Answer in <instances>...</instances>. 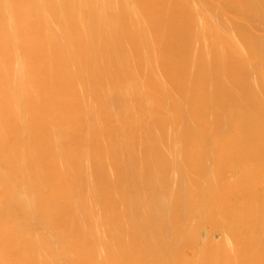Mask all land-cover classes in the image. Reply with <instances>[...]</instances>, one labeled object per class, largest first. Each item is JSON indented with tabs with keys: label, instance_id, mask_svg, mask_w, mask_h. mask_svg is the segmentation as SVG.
I'll return each mask as SVG.
<instances>
[{
	"label": "bare ground",
	"instance_id": "1",
	"mask_svg": "<svg viewBox=\"0 0 264 264\" xmlns=\"http://www.w3.org/2000/svg\"><path fill=\"white\" fill-rule=\"evenodd\" d=\"M0 264H264V0H0Z\"/></svg>",
	"mask_w": 264,
	"mask_h": 264
},
{
	"label": "rangeland",
	"instance_id": "2",
	"mask_svg": "<svg viewBox=\"0 0 264 264\" xmlns=\"http://www.w3.org/2000/svg\"><path fill=\"white\" fill-rule=\"evenodd\" d=\"M216 236H217V237H216ZM218 236H219V234L217 233V234L215 235V238L219 239Z\"/></svg>",
	"mask_w": 264,
	"mask_h": 264
}]
</instances>
